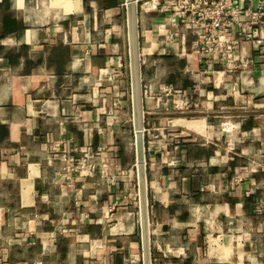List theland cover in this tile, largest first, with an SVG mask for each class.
<instances>
[{
  "label": "crops",
  "instance_id": "1",
  "mask_svg": "<svg viewBox=\"0 0 264 264\" xmlns=\"http://www.w3.org/2000/svg\"><path fill=\"white\" fill-rule=\"evenodd\" d=\"M158 3L0 0V264H264V45Z\"/></svg>",
  "mask_w": 264,
  "mask_h": 264
},
{
  "label": "built area",
  "instance_id": "2",
  "mask_svg": "<svg viewBox=\"0 0 264 264\" xmlns=\"http://www.w3.org/2000/svg\"><path fill=\"white\" fill-rule=\"evenodd\" d=\"M158 5L194 38L196 53L209 67L236 68L243 41L264 45V0H160ZM86 162L84 156L79 166Z\"/></svg>",
  "mask_w": 264,
  "mask_h": 264
},
{
  "label": "water",
  "instance_id": "3",
  "mask_svg": "<svg viewBox=\"0 0 264 264\" xmlns=\"http://www.w3.org/2000/svg\"><path fill=\"white\" fill-rule=\"evenodd\" d=\"M137 134V147L139 154L141 155L143 153V129H137L136 130ZM138 175H139V185H140V190H141V212L144 214L145 209L147 211V198L146 196V172H145V163L144 159L139 160V166H138ZM143 245L146 249L149 248V240L148 237L146 236V232L144 230V225H143Z\"/></svg>",
  "mask_w": 264,
  "mask_h": 264
},
{
  "label": "rangeland",
  "instance_id": "4",
  "mask_svg": "<svg viewBox=\"0 0 264 264\" xmlns=\"http://www.w3.org/2000/svg\"><path fill=\"white\" fill-rule=\"evenodd\" d=\"M178 115L179 116H187V117L189 116L188 118H190V119L191 118H198L197 117L198 116V113H196V112L195 113H189V114L188 113L187 114H178Z\"/></svg>",
  "mask_w": 264,
  "mask_h": 264
}]
</instances>
